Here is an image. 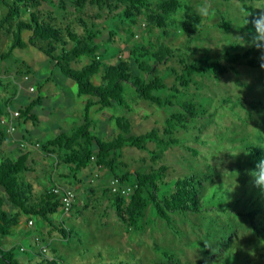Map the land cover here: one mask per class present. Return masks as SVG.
Masks as SVG:
<instances>
[{"label":"rangeland","instance_id":"374dc122","mask_svg":"<svg viewBox=\"0 0 264 264\" xmlns=\"http://www.w3.org/2000/svg\"><path fill=\"white\" fill-rule=\"evenodd\" d=\"M148 1L149 10H133L136 14L130 15L129 19L135 20V23H130L129 19L123 21L118 17L112 18L115 14H121L125 6L109 10L86 5L83 9L76 10L78 6L70 1L66 3V10L60 11L61 17H58V14L53 13L50 4L41 0L37 9L40 10L43 20L49 23L63 19L62 16H67L68 13L82 16L87 22L95 16L94 23L106 28L101 31V35H97L101 39L104 34L98 50L102 64L113 63L119 56L129 63V53L133 49L135 56L139 52L141 54L136 59L148 63L152 70L147 74L132 68L130 73H137L142 78L161 76L167 85L175 84V76L181 71L178 57L191 61L202 55H209L212 59L220 60L225 69L222 75L218 78L194 75L186 95L182 96V92L176 93V100L200 102L206 113L196 118H188L190 122L186 128H176L173 136L181 144L171 146L161 159L168 166V177L194 174L200 178L202 187L199 199L207 210L196 214L174 213L172 227L167 226L164 220L153 217L151 211L147 210L143 218V229L126 231L111 205L110 194L104 192L110 179L106 178L104 170L95 166L93 173L100 178H95L94 174L89 175L86 188H83L85 193L80 189L70 214L64 215L59 209L51 215L56 225L59 219H64L69 235L63 237L58 230L48 225L56 241H51V249L46 254L41 252L40 247L47 246V239L43 237L38 243L34 241L35 237L30 236L33 227L27 226V216L24 214L19 217L18 225L1 240V245L5 248L13 246L15 258L21 264H50L46 261L48 255L55 258V264H264V244L257 243L250 220L234 212L253 209L260 199L250 186L248 175L249 170L254 169L257 163L254 164L249 159L245 146L254 143L264 148V68L251 67L244 59L230 63L226 54V51L233 52L250 47L242 45L236 37L241 36L246 41L252 39L255 28L251 20L259 11L255 8H264V1L211 0V13L205 16L197 11L196 6L201 0H177L181 6L166 16V35L159 32V27L148 18L150 10H154L164 0ZM185 5L189 7L186 17ZM242 5L253 14L248 17L249 23L243 27L241 26L245 25L246 17L240 10ZM5 12L6 6L0 4V18ZM26 16L27 13L23 14L22 19L27 18ZM223 20L230 23L229 29L217 25ZM63 21L71 22L70 17ZM72 26L79 35L85 34L83 24L77 21ZM13 28L14 25L5 24L0 30V53L7 51ZM260 29L264 32V21L261 22ZM108 30L114 33L113 43L105 40L108 38ZM29 35V31H23L21 37L27 41ZM64 37L68 39L66 34ZM261 38L264 39V36ZM39 42L43 45L47 43L41 40ZM234 45L239 48L234 49ZM168 48L172 56H166L162 62H155L153 54L158 51L166 53ZM261 55V50L254 47L249 57L261 58ZM84 57L70 61V67L81 68L89 62L88 57ZM103 72L104 67L101 66L100 71L91 77V81L99 84ZM31 79H36L35 83L40 86L38 91H45L48 97L50 93H54L62 95V98H69L67 89H64L66 78L60 68L42 52L26 43L22 48H15L10 57L0 59V103L10 97L13 107H17L19 102L27 101L28 96L25 93L32 96L26 89ZM123 83L127 108L114 105L100 109L95 105V125H90V131L104 140L113 138L119 130L116 125L114 128L109 126L108 115L122 116L131 124V131L138 134L153 128L162 131L170 114L183 112L176 105L158 107L139 97L128 82ZM22 92L24 98L18 99ZM78 105H72L67 110V115L62 118L63 128L68 133L72 131L71 127L82 123L83 110ZM39 108L46 109L47 103H42ZM111 123L113 125V121ZM12 141L14 142L11 138L0 147V160L3 157L16 158L18 148L14 147ZM186 147H193L198 153L192 155ZM153 148L155 144L148 143V149ZM62 152L57 150L50 155L57 163L51 166L53 173L67 167L57 158ZM118 153L117 160L121 163L119 167L123 170L149 172L157 166L150 160L148 150L124 146ZM231 153L237 155L233 156ZM36 158L34 157L35 163ZM28 165L33 166L35 172L25 171L20 173V177L31 187L32 194L39 193L34 174H43L44 166L34 165L29 160ZM92 166L93 164H89L78 174L82 177L91 173ZM54 180L63 186H76L73 178L56 176ZM215 189L220 198L215 195ZM0 195H3L1 189ZM261 202L264 204V195H261ZM226 204L231 208L223 211ZM9 205L4 204V209L11 213L16 211ZM259 220L260 217L257 216L253 219L254 223ZM35 222L36 225L42 223L47 228L44 221L35 219ZM162 249L173 253L174 260L163 257L159 251ZM27 257L30 258L29 261Z\"/></svg>","mask_w":264,"mask_h":264},{"label":"trees","instance_id":"16d2710c","mask_svg":"<svg viewBox=\"0 0 264 264\" xmlns=\"http://www.w3.org/2000/svg\"><path fill=\"white\" fill-rule=\"evenodd\" d=\"M47 1L53 8L54 14L61 17L60 11L66 10V3L70 1L78 6L76 10L83 9L86 5H96L99 9L107 8L109 10L117 9L125 6V10L121 14L113 15V19L118 17L124 21L129 19L130 15H135L133 10H149L150 2L148 0H42ZM264 1V0H255ZM41 0H0V4L6 6L5 14L0 18V30L7 25H14L11 31V43L5 53H0V59L8 58L12 55L15 48H22L25 44H29L42 52L49 61L54 62L58 66L62 74L73 80L77 85L78 94H87L95 99H87L83 107L82 123L70 133L58 129V134L42 145L45 152L56 153L61 150L62 155L57 158L67 166L68 174L60 175L63 178H73L75 184L79 182L78 173L85 169L89 164L93 163L99 169L105 171L106 178L110 179L108 188L104 189L105 193H109V200L114 208L118 218L122 221L126 231L142 230L144 225V216L146 211H151L153 217H158L165 221L167 226L172 227L174 213H201L207 210L199 199L202 183L198 176L194 174L168 177V166L161 162L164 153L171 147L181 144V141L174 137L176 128H186L190 122L188 118H196L206 113V109L200 102L176 100L175 95L182 92V96L186 95L189 84L193 81L194 75L210 76L218 78L225 72L224 66L219 59H212L209 55H202L191 61L184 57H178L181 65V71L175 76V84L167 85L161 76H151L142 78L137 73L131 74L133 68H137L145 73H149L152 67L143 60L136 59L141 56L140 52L135 56V50H130V62L123 61L121 56L110 64L101 63V55L98 53L99 44L103 39H98L97 35H101V31L106 28L98 26L94 23V17L87 22L82 16L74 13L62 16L63 19L57 22H45L38 10ZM181 5L177 0L161 1L154 10H150L148 18L159 27V32L166 35L165 21L168 13L175 11ZM38 8V9H37ZM189 7L185 5V15ZM128 10V11H127ZM132 10V12H131ZM27 13V18L22 19V15ZM46 16L48 13H45ZM47 17L51 18L50 15ZM70 17L71 22H64V18ZM79 22L83 24L85 34L79 35L73 29V23ZM135 23V20H128ZM141 25V23H139ZM223 29H229L230 23L221 21L217 24ZM186 30V28H185ZM23 31H29L30 35L27 41L21 37ZM131 32V31H130ZM64 34L68 39H65ZM114 33L108 30L105 40L113 43ZM39 40L46 41L45 45L40 44ZM136 48V47H135ZM234 49L239 48L234 45ZM241 48V47H240ZM143 50V49H142ZM254 47L250 46L246 49L237 51H226L227 61L237 63L240 59L251 67H259L264 60L261 58L249 57ZM105 51V50H104ZM166 53L158 51L153 54L155 62H162L166 56H172L170 49ZM145 55V54H143ZM88 57L89 62L79 69L71 68L70 61L77 60L80 57ZM101 66L104 67L102 81L94 84L91 77L97 74ZM232 70H235L231 67ZM123 82H128L137 92L138 96L153 102L158 107L178 106L183 112L170 114L162 127V131L153 128L143 133H134L131 131V124L122 116H115L114 120L119 131L111 139L104 140L96 133L90 131L91 119L89 110L91 106L98 105L99 108H107L114 105L127 108L128 104L123 96ZM29 88V87H28ZM40 86L38 87V89ZM37 89V90H38ZM35 90V88H34ZM33 90V91H34ZM32 92V91H30ZM32 93H36V90ZM164 93V94H163ZM33 95V94H32ZM12 104V97L8 98L0 106V115L7 113L9 105ZM42 104V97L33 95L29 98L27 104L17 106L19 112L16 117L14 133H9L0 125V147L6 141H9L13 134L22 133L30 134L27 131V122L35 126L38 121V113L35 111L37 106ZM8 108V109H7ZM15 109V108H14ZM188 114V115H186ZM24 138V136H23ZM17 143L18 153L16 158L3 157L0 160V189L3 195H0V264H21L13 252V247L4 248L1 240L9 235L11 229L18 225L21 214L27 216V226L35 227V219H40L59 231L63 237L69 235V230L65 229V221L58 220V225L53 223L51 215L62 208L61 194L53 191V187L40 190L39 195L35 198L32 194L31 187L28 186L20 173L31 171L28 166L30 156L29 149L22 143ZM148 143H154L155 148L148 149ZM124 146H131L138 150H148L150 160L157 164L155 168L149 172H139L135 170H123L119 166L121 163L117 160L118 153ZM192 155H196L198 150L193 147H186ZM245 151L252 162L257 163L264 160V148L261 145L249 143L245 146ZM248 160V159H247ZM254 163V164H255ZM95 178H100L98 174ZM116 180V191L111 190V182ZM55 186V185H54ZM125 187H130L127 195L121 193ZM73 189V188H72ZM254 189V188H253ZM259 197V201L253 209L247 211H234L236 215L247 217L252 225V230L256 236L257 243L264 244V204L261 202V193L258 189H254ZM76 192V190H74ZM217 190L215 189V195ZM216 196L213 195L215 198ZM72 208L75 207V201ZM10 204L11 208L16 211L9 212L4 209V204ZM222 209L226 211L230 209L228 204ZM259 211V212H258ZM70 214V213H69ZM260 217L257 223H254L255 217ZM31 221V223H29ZM37 231L39 233L40 229ZM38 238V241L36 240ZM41 238L36 236L34 241L39 242ZM51 241L47 243V250L50 248ZM21 250H23L21 248ZM41 251L42 253L46 254ZM160 254L169 259L174 260V254L164 249L159 250ZM46 261L55 264L53 256H47ZM108 264H123L122 262H112Z\"/></svg>","mask_w":264,"mask_h":264},{"label":"crops","instance_id":"0c3cea01","mask_svg":"<svg viewBox=\"0 0 264 264\" xmlns=\"http://www.w3.org/2000/svg\"><path fill=\"white\" fill-rule=\"evenodd\" d=\"M80 59L81 58H78L77 60H80ZM65 78L66 79L64 80L65 81L64 89H67L66 91L69 93V95H68L69 98H67V97L62 98V95L54 94V93H50V97H48L49 95L45 91H42V90L38 91L37 90L39 86L35 83L36 79L30 80L29 85L28 84L26 85V89L29 91L28 87L33 86L35 88V90L38 91V95L42 97V103H45V104L47 103V108L41 109V108H39V106L36 107L35 111L38 113V121H37L36 125L32 126L30 124V122H27V125H26L27 131L30 134L27 135L23 131L21 134H19L18 132L16 134H13V137H12V139L14 140V142L12 141V144H14V147L17 146V143H20L21 141H23L26 148L29 149V151L31 153L29 156V159H28L29 162L33 163L34 165L40 164L41 166H44L45 172L43 174H41V175H37V173L34 174V175H36L35 177L37 180V182H36L37 187H39L40 190H41V188H44V187L51 188L54 185H61V184L57 183L54 180V178L56 176L59 178H63L60 175L68 174L67 169H66L67 167H63L64 169H60L59 171L56 170L57 173H53L51 166L53 163L57 164L56 160L51 158L50 155H52V154L50 152H45L44 150L42 151V145L45 143V141L54 138L59 132L58 129H62L64 132L68 133L63 128L64 122H63L62 118L67 115L66 112L72 105L77 103V104H79L78 106H80V109L83 110L84 104L87 101V99H90V98L95 99V97H90L87 94H78L77 85H75L73 80L69 81V78H67V77H65ZM46 79H48V77ZM34 91H32V92H34ZM32 92H30V93L35 95V93H32ZM25 95L28 96L27 97L28 100L23 101V102H19L20 104H18V105H22V104L24 105V104L28 103L30 96L27 95V93H25ZM25 95L23 92H22V94L20 93L18 95V99H23ZM58 101H60L59 104L57 103ZM55 103H56V106H55ZM2 104L3 103L1 102L0 106ZM9 108H11V109L15 108L16 109L17 107H13L11 104V105H9ZM100 109H103V108H100ZM39 111H40V113H39ZM89 116L91 119V124L95 125V105L91 106V108L89 110ZM114 117L115 116L112 114L108 115V117H107L109 126L111 128H114V126L116 125ZM112 121H113V125L111 123ZM77 127L78 126L71 127V129L73 130ZM118 131L116 132V134L118 133ZM94 132H95V128H94ZM23 136H24V139L22 138ZM34 157H37L36 163H35ZM91 164H93V163H91ZM31 169H32L31 171L35 172V170H34L35 168L33 166H31ZM93 171H95V165L94 164L92 166V169L90 170L91 173H86L82 177H81V174H78L77 176L79 178V182L75 184L76 188L73 186H63V185H61V186L73 188L74 190H76L77 198H78L80 189H82L83 193H85L83 188L84 189L86 188V184L88 183L89 175H91V174L93 175L94 174ZM94 176H95V174H94ZM33 195H35L34 197L37 198L39 193L35 192V193H33ZM45 224L46 223H44V225ZM45 226H47V228L43 227L42 223L40 225H38V228L40 229L41 233H39L37 231L38 228H37V226H35L33 229H31L32 234H30V236L32 238L38 236L42 239H43V237H45V239H47V241H52L54 243L56 241V239L52 235V230H50V228H48V224ZM10 247H13V246H9L7 248H10ZM29 259L30 258L27 257V261H29Z\"/></svg>","mask_w":264,"mask_h":264},{"label":"clouds","instance_id":"9594fccd","mask_svg":"<svg viewBox=\"0 0 264 264\" xmlns=\"http://www.w3.org/2000/svg\"><path fill=\"white\" fill-rule=\"evenodd\" d=\"M251 6V5H250ZM197 11L201 15H209L212 10L211 0H201V2L196 6ZM254 8V6H251ZM259 11L253 16V14L245 9V6H241V12L245 14L246 23L243 26H246L249 23L248 17L253 16L251 23L255 28V35H253L250 41H246L243 37L237 36L241 41L242 45L256 47L257 49L261 50V60H264V39L261 37L264 36V32L260 29V24L264 21V8H255ZM182 15V13H181ZM261 67L264 68V63L261 64ZM232 154V153H231ZM236 156L237 154H232ZM248 175L250 177L249 184L252 188L258 189L261 193H264V160H260L257 162L254 169L249 170Z\"/></svg>","mask_w":264,"mask_h":264},{"label":"built area","instance_id":"2783aa9c","mask_svg":"<svg viewBox=\"0 0 264 264\" xmlns=\"http://www.w3.org/2000/svg\"><path fill=\"white\" fill-rule=\"evenodd\" d=\"M33 90L34 87L30 86L29 91H33ZM18 114L19 112L16 109H8L7 113L0 115V125H2L6 129V131L11 134L14 133V131L16 130L15 121ZM22 143L24 144V142ZM116 187H117L116 180H113L111 182V190L113 192L116 191ZM53 191L61 194V200H62L61 210L63 211L64 215H69L72 203L76 198V192L72 188L63 187L61 185L53 186ZM129 191H130V187H125L121 190V193L127 195ZM29 223H31V221H29ZM36 240L38 241V238H36ZM40 249L41 251L45 252L47 250V247L42 245Z\"/></svg>","mask_w":264,"mask_h":264}]
</instances>
